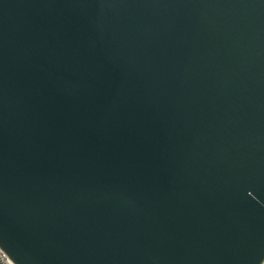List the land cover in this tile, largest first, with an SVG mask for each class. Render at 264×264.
Here are the masks:
<instances>
[{
	"label": "water",
	"instance_id": "water-1",
	"mask_svg": "<svg viewBox=\"0 0 264 264\" xmlns=\"http://www.w3.org/2000/svg\"><path fill=\"white\" fill-rule=\"evenodd\" d=\"M0 246L261 264L264 0H0Z\"/></svg>",
	"mask_w": 264,
	"mask_h": 264
},
{
	"label": "built area",
	"instance_id": "built-area-1",
	"mask_svg": "<svg viewBox=\"0 0 264 264\" xmlns=\"http://www.w3.org/2000/svg\"><path fill=\"white\" fill-rule=\"evenodd\" d=\"M0 264H16L1 246H0Z\"/></svg>",
	"mask_w": 264,
	"mask_h": 264
},
{
	"label": "bare ground",
	"instance_id": "bare-ground-1",
	"mask_svg": "<svg viewBox=\"0 0 264 264\" xmlns=\"http://www.w3.org/2000/svg\"><path fill=\"white\" fill-rule=\"evenodd\" d=\"M261 264H264V259H263V261L261 262Z\"/></svg>",
	"mask_w": 264,
	"mask_h": 264
}]
</instances>
